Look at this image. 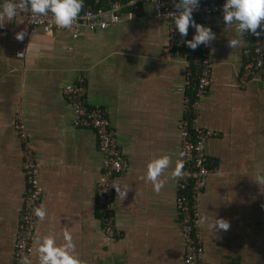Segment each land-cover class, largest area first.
<instances>
[{"label":"crops","instance_id":"1","mask_svg":"<svg viewBox=\"0 0 264 264\" xmlns=\"http://www.w3.org/2000/svg\"><path fill=\"white\" fill-rule=\"evenodd\" d=\"M129 11L132 19L128 20ZM140 2L124 11L123 21L104 29H82L77 38L66 30L27 27L19 18L5 21L0 32V264H13L18 215L25 188L22 145L14 129L19 114L35 152L41 204L48 216L37 219L30 259L37 264L35 240L71 232L84 264H183L184 244L175 206V180L159 194L143 179L156 155L178 159L184 68L178 58H164L166 26ZM210 17L216 39L211 51V80L199 99L198 122L214 131L204 151L215 168L199 195L200 220L224 218L230 230L212 234L200 224L204 264H264V81L260 75L243 87L237 78L243 47L231 49L238 36ZM26 30L23 42L16 32ZM32 37V38H31ZM245 42L246 37L244 36ZM34 48L27 49L30 43ZM214 49V50H213ZM23 52L22 56H16ZM77 75L85 79L89 105L103 108L128 169L114 183L126 186L122 201L113 188L112 208L118 234L107 235L95 206L101 154L91 128L76 127L62 88Z\"/></svg>","mask_w":264,"mask_h":264},{"label":"built area","instance_id":"2","mask_svg":"<svg viewBox=\"0 0 264 264\" xmlns=\"http://www.w3.org/2000/svg\"><path fill=\"white\" fill-rule=\"evenodd\" d=\"M140 2L149 3L151 11L138 15L139 18L156 17L165 23L166 43L161 48V56L180 59L184 68L181 118L178 123V158L180 153H184V167L183 177L175 180V206L184 244L183 264H204L198 198L204 189L207 175L215 171L204 151L206 139L215 133L199 124L198 106L199 99L206 93L211 80V51L203 44L192 50L184 43L185 40L193 38L195 29L190 26L187 36L181 37L175 28L174 17L169 13H177L175 4L178 0H113L97 7L88 5L82 9L80 18L71 30L56 27L52 23L51 14L33 16L30 11L18 12L15 18L23 20L29 28L66 30L71 38H77L82 29L100 30L123 21V12L133 11ZM225 2L226 0H199V7L193 12L194 21L209 27L211 16L223 15L222 6ZM5 31L6 25L0 29V32ZM244 36V60L236 82L240 87L253 80L256 74L264 81V36L257 38L250 32ZM19 53L21 52H17L16 56H20ZM85 92V79L82 75H77L74 81L62 88L63 97L71 107L72 124L76 127L91 128L95 133L97 148L101 154V176L95 188V206L103 231L113 236L118 234V231L112 208V185L115 176L127 170L129 165L117 144L115 131L109 126L103 108L99 105H89ZM14 129L22 145L21 169L25 181L13 248V264H18L21 256L30 257L32 253L31 239L37 223L33 209L40 206L43 188L38 180L39 168L35 152L29 144L24 122L19 114L15 116Z\"/></svg>","mask_w":264,"mask_h":264},{"label":"clouds","instance_id":"3","mask_svg":"<svg viewBox=\"0 0 264 264\" xmlns=\"http://www.w3.org/2000/svg\"><path fill=\"white\" fill-rule=\"evenodd\" d=\"M84 7V0H2L0 3V29L5 27V21H12L18 12H31L33 16H48L51 14L52 23L59 28L71 30L74 23L80 18V13ZM177 13H169L174 17L175 28L178 29L181 37H186L189 27L195 29V35L191 40L184 43L192 50L198 46L208 47L216 39V34L210 27L198 24L193 19V12L199 7V0H178L175 4ZM223 22L226 26L233 27L238 36L228 40L231 49L243 47L245 45L244 34L251 33L257 38L264 36V0H226L222 6ZM132 19V13L128 20ZM260 29V31H258ZM28 35L26 30L15 33L14 38L23 42ZM32 38V37H31ZM30 43L27 49L34 48ZM214 50V49H213ZM20 56L23 52L19 53ZM183 156L179 158L173 167L172 156L160 154L153 156L146 164L145 182L151 183L153 191L157 194L161 192L167 183L168 178L179 180L183 177ZM255 184L264 186V174L257 173L253 180ZM117 197L123 201L130 190L126 186L114 183ZM34 216L38 221L46 220L48 213L46 207L41 204L33 209ZM202 225H207L212 234L230 230V222L224 218L204 216L199 221ZM62 243L58 244L55 234H45L35 240L37 264H84L76 254V244L70 231L65 229L61 235ZM18 264H33L28 255L21 256Z\"/></svg>","mask_w":264,"mask_h":264},{"label":"trees","instance_id":"4","mask_svg":"<svg viewBox=\"0 0 264 264\" xmlns=\"http://www.w3.org/2000/svg\"><path fill=\"white\" fill-rule=\"evenodd\" d=\"M108 1H113V0H84L83 8H85L88 5L94 6V7L101 6V5L106 4ZM121 1H128V0H121Z\"/></svg>","mask_w":264,"mask_h":264}]
</instances>
